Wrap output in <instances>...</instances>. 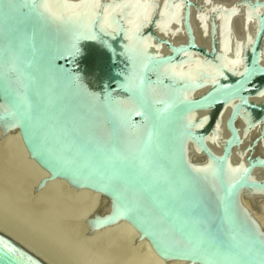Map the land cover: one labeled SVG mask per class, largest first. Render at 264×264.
Masks as SVG:
<instances>
[{
	"label": "water",
	"instance_id": "1",
	"mask_svg": "<svg viewBox=\"0 0 264 264\" xmlns=\"http://www.w3.org/2000/svg\"><path fill=\"white\" fill-rule=\"evenodd\" d=\"M100 195L162 260L264 264V0H0V138ZM0 264H48L0 231Z\"/></svg>",
	"mask_w": 264,
	"mask_h": 264
},
{
	"label": "bare ground",
	"instance_id": "2",
	"mask_svg": "<svg viewBox=\"0 0 264 264\" xmlns=\"http://www.w3.org/2000/svg\"><path fill=\"white\" fill-rule=\"evenodd\" d=\"M205 1H208V6H211V5H214V6H219V7H224V8H228V9H232V3L235 2L236 0H197V2L201 3V2H205ZM2 139V143L5 141V144L6 146H9V148L11 147V145L13 144L12 143V140L14 142V144H16L15 146H17L18 150L17 151H20L21 156L20 158H22V156L25 158H22L21 160H25L27 162V165H29L28 167H31V170L28 169V171L30 170V174L28 172V175L30 177V175L32 176L33 174L35 175V172L32 173V169L36 171L37 175H35V179L33 180H39L40 178H43L42 176H47V172L45 170H43L27 153L22 141H21V138H20V135H19V132L17 130L15 131H12V132H8L6 134L5 137L1 138ZM0 139V140H1ZM11 140V142L9 141ZM8 142L11 144H8ZM1 144V143H0ZM6 146H4V150H6L5 148H7ZM13 146V145H12ZM13 146V147H15ZM1 147V146H0ZM3 147V145H2ZM16 148V147H15ZM15 148H13V150H15ZM3 150V151H4ZM9 151V150H8ZM16 151V153H17ZM10 153V152H9ZM15 154V153H14ZM13 154V155H14ZM1 155V154H0ZM16 155V154H15ZM18 156V154L16 155ZM18 156V157H19ZM2 157V155H1ZM6 158V157H4ZM17 158V157H16ZM15 158V159H16ZM18 161H21L17 158ZM4 161V160H2ZM16 161V160H15ZM5 162V161H4ZM24 163V162H23ZM7 164L8 166L10 164L8 163H5ZM4 165V164H3ZM2 165V166H3ZM6 165V166H7ZM25 166V165H24ZM10 169V167H8ZM26 173V172H25ZM24 175V173H23ZM24 175V177L26 176ZM33 175V176H34ZM32 178L34 177H31L28 178L27 177V181H26V185H29V179L31 180L30 183H32ZM35 181V182H36ZM34 182V183H35ZM33 184V183H32ZM30 184V185H32ZM36 184V183H35ZM7 185V184H6ZM5 185V186H6ZM10 186V184H8ZM29 185V186H30ZM34 185V184H33ZM16 187L18 186L17 183L15 185ZM11 187V186H10ZM6 188V187H5ZM44 188V189H43ZM42 189H40L37 193L40 194L42 193L43 191V194L44 193H47L45 195H40L42 197V199H44V204H47L46 206H49L50 208H53L55 207L58 211V213H56V211H53L54 214L56 213L59 214V216L65 212V216H69L71 217V215H73L75 212H78L77 210H80V211H83V212H87V213H90L92 211H94L95 208H93L98 200V194L93 192L92 190H89V189H85V188H77V187H68V186H65L63 184L60 183V181L57 179V178H52V179H49L44 187ZM7 189V188H6ZM9 189V187H8ZM20 190V188L18 189ZM34 190V189H33ZM31 192V190H29ZM20 192V191H19ZM19 195V194H18ZM44 196V197H43ZM14 197V195H13ZM35 197V196H34ZM29 199V198H28ZM33 199V198H32ZM41 199V198H40ZM4 202L6 201L5 198L3 199ZM2 200V201H3ZM7 202V201H6ZM43 202V201H41ZM4 204V203H3ZM7 204V203H6ZM238 205H244V206H247L251 209V213L253 215H255L257 221L259 222V224L261 226L264 227V197L263 198H252L251 196H249L246 191H243L240 193L239 195V200L237 202ZM2 205V204H1ZM20 205V204H18ZM11 206V205H9ZM26 205L22 206L20 205L19 206H15L17 208L15 212H19L20 216H22L21 218H26L28 216H34V210L33 209H29L27 208V206L25 207ZM8 207V206H7ZM14 206H12L13 208ZM99 207V206H98ZM5 208V207H4ZM14 209V208H13ZM43 209V208H42ZM54 209V208H53ZM70 210V213H67V210ZM1 210V209H0ZM44 210V209H43ZM13 211V210H12ZM12 211H9L10 214L13 213ZM74 212V213H73ZM46 213V211H45ZM51 213V212H50ZM9 214V215H10ZM52 214V213H51ZM7 215V213L5 214V216ZM13 215V214H11ZM15 215V214H14ZM18 215V214H17ZM63 215V214H62ZM61 215V216H62ZM83 215V214H82ZM89 215V214H88ZM26 216V217H25ZM39 216V215H38ZM73 216H76V215H73ZM11 217V216H10ZM18 217V216H17ZM53 218V220H55L56 218L54 216H50ZM84 217V216H82ZM15 218V217H14ZM30 218V217H28ZM49 218V217H48ZM61 218V217H60ZM2 219V220H1ZM0 219V231H2L3 233L9 235V236H12V237H15L19 240H21L22 242L26 243L27 245L31 246L34 253L39 256L40 258H42L44 261H46L48 264H58V262L56 263L55 261L53 262L52 260L53 259H49L46 255H48V252L44 250H41V249H38V247L41 248V245L38 244L39 246L37 247L36 245L37 244H34L32 241V238L28 240V237H30V235L27 237L25 234L19 232L20 229H25V228H20V229H16V227H11L9 226L7 223V220L6 221H3L4 219L1 218ZM32 219V218H31ZM59 219V218H58ZM56 219V221L58 222L59 220ZM72 219V218H71ZM81 219V218H80ZM10 220V218L8 219V221ZM14 220V219H13ZM21 220V219H20ZM22 220V221H23ZM30 220V219H29ZM50 219H47V221H49ZM52 220V222H53ZM75 220V219H74ZM79 220V219H78ZM82 221H75V224L73 225V227L75 228V230L77 231L78 229L81 231L82 229V232L83 230H85V233L83 237L86 236V238H88L87 240L83 241L81 244H83L84 246V242H86V244L89 246V249L88 248H85L82 246V251H86V249L88 251H86L84 254H83V257H85L88 261L90 260V263H93L95 262L96 264H99V260H100V257L101 258H104L105 260L107 259V262L111 263V264H186L185 262H182V261H173V260H169V261H164L162 260L161 258H159L154 252L153 250L151 249L149 243L146 241V240H135V236L137 235L135 230L133 229V227L127 223L126 221H123V220H119L118 222H115L107 227H104V228H101V229H96V230H93V231H90L91 229L87 228L84 224V220L85 219H81ZM12 221V220H11ZM17 221V220H15ZM25 221H27L25 219ZM20 222V221H19ZM18 222V223H19ZM24 222V221H23ZM27 222H31V221H27ZM56 222V223H57ZM15 223V222H13ZM26 223V222H24ZM28 223V224H29ZM33 223V222H32ZM50 223V222H49ZM49 223H46L45 227L47 226V224ZM63 223V222H61ZM69 223V222H68ZM71 223V222H70ZM22 224V222L20 223ZM19 224V225H20ZM31 224V223H30ZM29 224V225H30ZM54 222H53V226H54ZM17 225V223H16ZM24 225V224H23ZM38 225V226H37ZM51 223L49 224V227H50ZM31 226H36V228H40L41 230H44L46 231V229L49 227L47 226V228H43V224H36V225H32ZM67 226V225H66ZM21 227V225H20ZM30 227V226H29ZM28 227V228H29ZM52 227V225H51ZM55 227V226H54ZM19 228V227H18ZM27 228V229H28ZM34 228V227H32ZM56 229H58L57 227H55ZM47 229V231H48ZM53 229V227H52ZM38 230V229H37ZM74 230V231H75ZM26 231V229H25ZM46 231V232H47ZM50 231H51V228H50ZM53 231V230H52ZM56 231V230H55ZM33 232V231H32ZM31 232V233H32ZM35 232V230H34ZM38 232V231H37ZM36 232V233H37ZM78 232V231H77ZM25 233V232H24ZM27 233V232H26ZM28 233L29 230H28ZM54 233V232H53ZM74 233V232H73ZM34 234V233H33ZM41 234V233H40ZM28 235V234H27ZM32 235V234H31ZM55 236L58 235V233L54 234ZM54 235H52L51 237H53ZM61 235V234H60ZM58 235V237L60 238L61 236ZM76 235V234H75ZM39 236V234H38ZM45 236V234H44ZM44 236H43V239H44ZM42 237V236H41ZM72 237V236H71ZM36 238V237H35ZM40 238V237H39ZM37 238V239H39ZM49 238V237H48ZM62 238V237H61ZM81 238V237H80ZM41 239V238H40ZM56 240V238H54ZM58 239V238H57ZM64 239V238H63ZM50 240V239H49ZM67 240V239H66ZM33 241L35 242L34 238H33ZM39 241V240H37ZM51 241H54V240H51ZM61 241V239H60ZM59 241V242H60ZM75 241H78V240H75ZM80 241V240H79ZM81 241H82V238H81ZM64 242H67V241H64ZM73 241H71L72 243ZM40 243V242H39ZM48 243V242H47ZM51 243V242H50ZM48 243L47 246L50 244ZM58 243V242H57ZM62 243V242H61ZM68 243V246L69 245V241L67 242ZM66 243V244H67ZM80 243V242H78ZM76 243V244H78ZM53 244V243H52ZM55 244H56V241H55ZM65 244V243H64ZM65 244V245H66ZM73 244V243H72ZM81 244H80V247H81ZM85 244V246H86ZM64 245V246H65ZM79 246V245H78ZM78 246L77 245H73V249H74V252L75 250H80L78 249ZM56 247V246H55ZM46 248V246L42 249ZM57 248V247H56ZM59 248V246H58ZM65 248V247H64ZM63 248V250H64ZM68 248V247H67ZM85 248V249H84ZM47 249V248H46ZM45 249V250H46ZM62 249V248H61ZM66 249V248H65ZM68 251V249H67ZM72 251V250H71ZM78 251H76V253H78ZM82 254V252H80ZM79 253V254H80ZM71 255V252L69 253ZM49 256V255H48ZM50 257V256H49ZM78 257V256H77ZM51 258V257H50ZM84 258V259H85ZM92 260V261H91ZM83 262V261H81ZM89 263V262H88ZM190 264H197V263H190Z\"/></svg>",
	"mask_w": 264,
	"mask_h": 264
},
{
	"label": "rangeland",
	"instance_id": "3",
	"mask_svg": "<svg viewBox=\"0 0 264 264\" xmlns=\"http://www.w3.org/2000/svg\"><path fill=\"white\" fill-rule=\"evenodd\" d=\"M1 139V138H0ZM10 142H11V140H9ZM0 154L2 155V157H1V155H0V219L1 218H3L4 220L3 221H6L7 220V224L9 225V226H11V227H16V229H20V228H25L26 229V231H25V229H20L19 230V232H21V231H23V232H21V233H23V234H25L27 237L30 235V237H28V240H29V238L31 239L32 238V241L31 242H33L34 244H40L41 245V248L40 247H38L39 245L37 244L36 246L38 247V249H41V250H44L45 251V253H46V251L48 252V255L51 257H49L48 255H46L49 259H53L52 261L54 262L55 260V262L57 263L58 262V264H96L95 262H93V263H90V260L88 261L85 257H83V254L86 252V251H88L87 249H86V251H82V246H83V244H81L83 241H85V240H87L88 238H86V236L85 237H83L84 236V234L83 233H85V230H83V232H82V229H81V231L78 229L77 231L75 230V228L73 227V225L75 224V221H77V222H79V221H82L81 219L83 218V219H86L87 218V215L89 214V213H87V212H83V211H80V210H77L78 212H73L74 214L73 215H76V216H73V215H71V217H70V215L68 216H65V212L64 213H62L60 216H59V214H57L56 215V213H58V211H57V209L55 208V207H53V208H50L49 206H46L47 204H44V199H42V195H45V194H47V193H44L43 194V191H42V193H40V194H38L37 195V193L36 192H38L40 189H42V188H40L39 190L38 189H36V185H37V181H39V180H33V179H35L36 177H35V175H37V173H36V171L35 170H33L32 169V173L31 174H33V172H35V175L33 176H31L30 175V177L29 176H27L28 175V172H29V174H30V170H31V167H28L29 165H27V162L24 160L25 158L22 156V158H24L23 160H21L22 158H20L21 156H19V155H21V153H20V151H17L18 150V148H17V146H15L16 144H14V142H13V140H12V145L13 146H15V147H13L9 142H8V144H10L11 145V147L9 148V146H6L7 144L5 143V141L2 143V139L0 140ZM6 145H5V144ZM2 145H3V147H2ZM4 146H6L7 148H5L6 150H4L3 148H4ZM13 148H15V150H13ZM4 150V151H3ZM9 150V151H8ZM16 151H17V153H16ZM10 152V153H9ZM17 155L18 154V156H16L15 154ZM14 154V155H13ZM4 157H6V158H4ZM19 159V160H21V161H18L17 160V158ZM16 158V159H15ZM2 160H4V161H2ZM16 160V161H15ZM24 162V163H23ZM5 163H8V164H10L9 166L7 165V164H5ZM4 164V165H3ZM3 165V166H2ZM7 165V166H6ZM25 165V166H24ZM8 167H10V169L8 168ZM28 169H30L29 171H28ZM26 172V173H25ZM23 173H24V175H26L25 177H24V175H23ZM27 177L28 178H30L31 179V177H34V178H32V183L34 184H32V183H30V179H29V185L30 184H32V185H26L27 183H26V181L28 180L27 179ZM42 177H44V176H42ZM36 181V182H35ZM36 184H35V183ZM16 183H17V187L15 186L16 185ZM7 184V185H6ZM8 184H10V186L8 185ZM6 185V186H5ZM7 189H6V188ZM8 187H9V189H8ZM20 188V190H18ZM34 189V190H33ZM44 189V188H43ZM29 190H31V192L29 191ZM20 191V192H19ZM39 193V192H38ZM19 194V195H18ZM13 195H14V197H13ZM41 195V196H40ZM35 196V197H34ZM44 197V196H43ZM5 198V200L7 201H5L4 202V199ZM29 198V199H28ZM33 198V199H32ZM41 198V199H40ZM102 197L99 195L98 196V200H97V202H96V204H95V206L93 207V208H98V206L100 207V206H102ZM3 200V201H2ZM41 201H43V202H41ZM4 203V204H3ZM7 203V204H6ZM2 204V205H1ZM18 204H20V205H22V206H24V205H26L27 206V208H29V209H33L34 210V216H28V217H30V218H28V217H26V218H24V220H23V218H21L22 216H20L19 214V212H15L16 211V209L15 208H17V207H15L16 205L17 206H19L20 207V205H18ZM9 205H11V206H9ZM8 206V207H7ZM12 206H14L13 208H12ZM25 206V207H26ZM5 207V208H4ZM44 210H43V209ZM13 210V211H12ZM70 210L71 209H69V210H67V213H70ZM9 211H12L13 213H11V214H13V215H11L10 214V212ZM45 211H46V213H45ZM53 211H56V213L54 214V212ZM52 214H51V213ZM7 213V215L5 216V214ZM72 213V212H71ZM70 213V214H71ZM10 214V215H9ZM15 214V215H14ZM18 214V215H17ZM83 214V215H82ZM39 215V216H38ZM54 216L56 219H58L59 221L57 222L56 221V219L55 220H53V218L52 217H50V216ZM11 216V217H10ZM18 216V217H17ZM82 216H84V217H82ZM15 217V218H14ZM49 217V218H48ZM61 217V218H60ZM10 218V220L8 221V219ZM32 218V219H31ZM72 218V219H71ZM81 218V219H80ZM6 219V220H5ZM14 219V220H13ZM21 219V220H20ZM25 219L27 220V221H31L30 223L32 224V225H36V224H43V228H47V226L49 227V224L51 223V225H52V227H53V229H52V227H51V225H50V227H49V229H48V231H47V229H46V231H45V229L44 230H41L40 228H36V226H31V224L29 223V222H27V221H25ZM30 219V220H29ZM47 219H50L49 221H47L46 222V220ZM75 219V220H74ZM79 219V220H78ZM2 220V219H1ZM12 220V221H11ZM15 220H17V221H15ZM24 222H26V223H24ZM52 220H53V222L55 223L54 224V226L55 227H57L58 229H56L54 226H53V222H52ZM20 221V222H19ZM13 222H15V223H13ZM19 222V223H18ZM22 222V224H20ZM33 222V223H32ZM50 222V223H49ZM57 222V223H56ZM61 222H63V223H61ZM69 222V223H68ZM71 222V223H70ZM16 223H17V225H16ZM30 225H29V224ZM46 223H49V224H47V226L45 227V225H46ZM21 225V227H20V225ZM24 224V225H23ZM45 224V225H44ZM67 225V226H66ZM30 226V227H29ZM38 226V225H37ZM13 227V228H14ZM19 227V228H18ZM29 227V228H28ZM32 227H34V228H32ZM28 228V229H27ZM50 228H51V231H50ZM38 229V230H37ZM28 230H29V232L30 233H28ZM34 230H35V232H34ZM53 230V231H52ZM56 230V231H55ZM75 230V231H74ZM33 231V232H32ZM38 231V232H37ZM25 232V233H24ZM27 232V233H26ZM32 232V233H31ZM37 232V233H36ZM54 232V233H53ZM74 232V233H73ZM34 233V234H33ZM41 233V234H40ZM57 234L58 233V235H60L61 237L59 238L58 237V235H54V234ZM28 234V235H27ZM32 234V235H31ZM38 234H39V236H38ZM44 234H45V236H44ZM76 234V235H75ZM52 235H54L53 237H51ZM42 236V237H41ZM43 236H44V239H43ZM72 236V237H71ZM36 237V238H35ZM41 239H40V238ZM49 237V238H48ZM82 238V241H81V238ZM33 238H34V240H35V242L33 241ZM37 238H39V239H37ZM54 238H56V240L54 239ZM58 238V239H57ZM64 238V239H63ZM50 239V240H49ZM60 239H61V241H60ZM67 239V240H66ZM37 240H39V241H37ZM51 240H54V241H51ZM75 240H78V241H75ZM80 240V241H79ZM30 241V240H29ZM55 241H56V244H55ZM60 241V242H59ZM64 241H69V245L70 246H72L73 247V245H79L78 246V249H80L79 251L78 250H75V252H74V249L73 248H75V247H70V246H68V243L67 242H64ZM71 241H73L72 243H71ZM40 242V243H39ZM50 243L48 246H47V244L48 243ZM58 242V243H57ZM62 242V243H61ZM78 242H80V243H78ZM53 243V244H52ZM66 245H65V244ZM76 243H78V244H76ZM80 244H81V247H80ZM85 244H86V242H84V246L83 247H85V248H88L89 249V246L86 244V246H85ZM65 245V246H64ZM43 246L45 247L46 246V248H44V249H42L43 248ZM57 248H56V247ZM58 246H59V248H58ZM66 249H65V248ZM68 247V248H67ZM80 247V248H79ZM62 248V249H61ZM63 248H64V250H63ZM84 248V249H85ZM46 249V250H45ZM67 249H68V251H67ZM76 249V248H75ZM72 250V251H71ZM76 251H78V253H76ZM71 252V255L69 254ZM80 252H82V254L80 253ZM84 252V253H83ZM80 253V254H79ZM47 254V253H46ZM78 256V257H77ZM85 258V259H84ZM81 261H83V262H81ZM92 261V260H91ZM89 262V263H88ZM99 262V264H111L110 262L108 263L107 262V259L105 260L104 258H101L100 257V260L98 261ZM145 264V263H144Z\"/></svg>",
	"mask_w": 264,
	"mask_h": 264
}]
</instances>
